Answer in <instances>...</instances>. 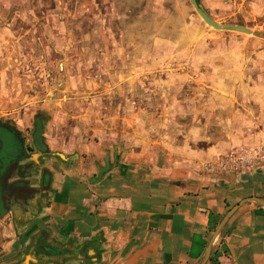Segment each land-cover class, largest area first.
I'll list each match as a JSON object with an SVG mask.
<instances>
[{"label":"rangeland","instance_id":"rangeland-1","mask_svg":"<svg viewBox=\"0 0 264 264\" xmlns=\"http://www.w3.org/2000/svg\"><path fill=\"white\" fill-rule=\"evenodd\" d=\"M199 2L264 33V0ZM262 102L264 39L214 30L189 0H0V122L29 138L49 116L50 153L76 140L209 182L246 179L264 168ZM18 229L0 216V253Z\"/></svg>","mask_w":264,"mask_h":264},{"label":"crops","instance_id":"crops-1","mask_svg":"<svg viewBox=\"0 0 264 264\" xmlns=\"http://www.w3.org/2000/svg\"><path fill=\"white\" fill-rule=\"evenodd\" d=\"M68 147L49 154L57 162L49 165L55 192L43 206L16 212L22 236L0 253V264H200L228 209L264 199L263 167L246 179L232 174L209 182L119 149L90 143L76 151V140ZM215 251L217 264H264V209L243 205Z\"/></svg>","mask_w":264,"mask_h":264},{"label":"flooded vegetation","instance_id":"flooded-vegetation-1","mask_svg":"<svg viewBox=\"0 0 264 264\" xmlns=\"http://www.w3.org/2000/svg\"><path fill=\"white\" fill-rule=\"evenodd\" d=\"M47 115H40L29 138L21 129L0 122V216L16 218L30 209L43 206L55 192L52 168L47 161L51 149L45 139ZM5 126L6 129L2 127ZM34 154H39L34 159Z\"/></svg>","mask_w":264,"mask_h":264},{"label":"water","instance_id":"water-1","mask_svg":"<svg viewBox=\"0 0 264 264\" xmlns=\"http://www.w3.org/2000/svg\"><path fill=\"white\" fill-rule=\"evenodd\" d=\"M190 4L192 5L194 11L197 13V15L205 22L206 25L213 28L216 31L219 32H234L243 34L246 36H253L256 38H262L264 39V33L253 29L251 27L245 26V25H238V24H228V23H220L216 21L214 18H212L201 6L199 0H189ZM3 129H6L5 126L2 127ZM247 203H253L261 208L264 209V199L258 198V197H249L241 200L234 206L230 207L227 211V213L223 216V218L220 220L218 225L216 226L212 237L210 239V242L204 252V255L202 257V260L200 264H207L210 260V257L212 255V252L214 250L215 245L219 240L222 238V235L224 233V230L226 229L228 223L230 220L235 216V214L238 212V210Z\"/></svg>","mask_w":264,"mask_h":264},{"label":"trees","instance_id":"trees-1","mask_svg":"<svg viewBox=\"0 0 264 264\" xmlns=\"http://www.w3.org/2000/svg\"><path fill=\"white\" fill-rule=\"evenodd\" d=\"M224 252L227 253V250L224 248ZM221 254L218 251H215L213 255L210 257V262L213 264H217L219 262V257Z\"/></svg>","mask_w":264,"mask_h":264}]
</instances>
